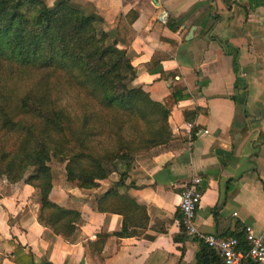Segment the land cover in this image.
<instances>
[{
  "label": "crops",
  "instance_id": "0c3cea01",
  "mask_svg": "<svg viewBox=\"0 0 264 264\" xmlns=\"http://www.w3.org/2000/svg\"><path fill=\"white\" fill-rule=\"evenodd\" d=\"M73 1L125 48L133 85L160 101L176 83L186 95L169 110L172 139L131 161L123 180L121 167L93 187L77 186L62 170L52 174L50 199L81 214L67 238L39 222L34 186L0 177V264H18L10 241L34 264H197L202 245L183 230L178 209L181 186L193 175L202 177L198 232L264 229V0ZM130 10L137 13L131 22ZM223 43L238 49V66ZM109 187L145 206L139 234L119 235L123 215L97 209Z\"/></svg>",
  "mask_w": 264,
  "mask_h": 264
},
{
  "label": "trees",
  "instance_id": "16d2710c",
  "mask_svg": "<svg viewBox=\"0 0 264 264\" xmlns=\"http://www.w3.org/2000/svg\"><path fill=\"white\" fill-rule=\"evenodd\" d=\"M136 15L130 10L128 20ZM99 19L72 0H0V176L37 188L39 222L66 238L81 214L50 199V158L64 162L77 186L93 187L117 167L123 180L131 161L172 139L169 110L186 95L176 83L160 101L133 85L135 67L118 39L98 28ZM174 22L167 25L175 29ZM223 44L238 66V49ZM96 207L123 215L119 235L139 234L135 227L148 221L145 206L115 187ZM199 240L197 264L218 261ZM10 242L13 261L34 264L23 245Z\"/></svg>",
  "mask_w": 264,
  "mask_h": 264
},
{
  "label": "built area",
  "instance_id": "2783aa9c",
  "mask_svg": "<svg viewBox=\"0 0 264 264\" xmlns=\"http://www.w3.org/2000/svg\"><path fill=\"white\" fill-rule=\"evenodd\" d=\"M202 193L200 175L191 176L181 186L178 209L183 230L213 251L218 260L213 264H264V229L256 232L252 225L244 224L242 236L198 232L194 219Z\"/></svg>",
  "mask_w": 264,
  "mask_h": 264
},
{
  "label": "rangeland",
  "instance_id": "374dc122",
  "mask_svg": "<svg viewBox=\"0 0 264 264\" xmlns=\"http://www.w3.org/2000/svg\"><path fill=\"white\" fill-rule=\"evenodd\" d=\"M46 1V0H45ZM55 1V0H54ZM53 1V2H54ZM47 2V1H46ZM52 2V3H53ZM72 2H74V3H77L76 1H73L72 0ZM52 3H50V4H52ZM168 143V142H167ZM166 143V144H167ZM165 144H162V145H159V146H156V147H153V148H151L147 153H146V155H150V154H152L153 152H155V151H157L159 148H161L162 146H164ZM48 164L50 165V168H51V172H52V174H55L56 172H57V170H62L63 172H65V168H64V162H62L61 160H59V159H57V158H55V157H51L50 158V160L48 161ZM31 172H33V167L31 166V167H28L27 169H26V171H25V174H24V176L26 177V176H28ZM0 177H5V175H1ZM6 178V177H5ZM19 182H23V181H19ZM12 183V182H11ZM14 183H17V182H14ZM36 190H37V195L40 197V195H39V191H38V189L36 188Z\"/></svg>",
  "mask_w": 264,
  "mask_h": 264
}]
</instances>
